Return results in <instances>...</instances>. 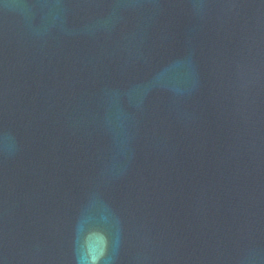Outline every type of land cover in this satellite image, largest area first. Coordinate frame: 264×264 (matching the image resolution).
<instances>
[{"label": "water", "instance_id": "water-1", "mask_svg": "<svg viewBox=\"0 0 264 264\" xmlns=\"http://www.w3.org/2000/svg\"><path fill=\"white\" fill-rule=\"evenodd\" d=\"M0 264H264V0H0Z\"/></svg>", "mask_w": 264, "mask_h": 264}]
</instances>
